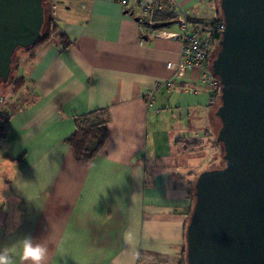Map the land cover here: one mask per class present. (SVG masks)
Here are the masks:
<instances>
[{"label": "crops", "instance_id": "1", "mask_svg": "<svg viewBox=\"0 0 264 264\" xmlns=\"http://www.w3.org/2000/svg\"><path fill=\"white\" fill-rule=\"evenodd\" d=\"M141 1L157 11L170 4ZM137 2L89 0L85 10L62 4L66 49L46 43L32 59L22 56L16 74L24 86L8 89L0 140V254L11 249L15 264H26V236L47 247L46 264L181 262L193 208L188 189L198 174L177 159L213 152L215 105L200 69L181 77L167 69L179 61L180 44L146 37L134 20H142ZM180 7L201 36L208 32L200 24L219 18L217 0H180ZM156 84L163 87L147 109L145 95ZM97 110L107 111L106 144L78 164L65 140L76 117ZM177 143L193 144L192 152Z\"/></svg>", "mask_w": 264, "mask_h": 264}, {"label": "water", "instance_id": "2", "mask_svg": "<svg viewBox=\"0 0 264 264\" xmlns=\"http://www.w3.org/2000/svg\"><path fill=\"white\" fill-rule=\"evenodd\" d=\"M219 9L224 29L211 72L224 165L195 180L186 263L264 264V0H219ZM43 23L42 0H0V83Z\"/></svg>", "mask_w": 264, "mask_h": 264}, {"label": "trees", "instance_id": "3", "mask_svg": "<svg viewBox=\"0 0 264 264\" xmlns=\"http://www.w3.org/2000/svg\"><path fill=\"white\" fill-rule=\"evenodd\" d=\"M46 1L47 0H42V6L44 10V23L41 29L39 40L35 43V45H33L32 47L28 49H18V50H23L22 56H26L27 59H32L34 57V52L39 47L43 46L46 43H57L63 49H66L69 43L68 38L60 30L57 19H53L48 15ZM167 8L164 11L163 10L162 11L153 10L152 13L150 14L151 22H149L148 19H145V20L140 19L138 22L140 24V27L146 31H150V30L159 31V30H167L172 25H176L175 17L167 11ZM163 24H166L167 26L165 28H162L161 25ZM200 25H202L201 28L204 32H208L207 37L213 40L215 42V45L218 46V43L221 38V30L219 27L223 25L221 13L218 19L212 21L209 24H200ZM14 55L12 56V62H13ZM21 59L22 57H20L18 61H16V65H14L13 68H12V62H11V73L8 77L7 82L0 83V86H5L6 88L10 90L12 89L11 90L12 93H16L18 90H20L24 86L23 79L18 78L16 74L19 68ZM211 61L212 60H211V55H210V62ZM218 103H220V97L218 98L216 105ZM8 118H9L8 113L1 114L0 123L3 122V124L6 125ZM107 123H108V118H107L106 110H97L89 114H86L84 116L75 118L74 132L70 137H68L65 140V143L72 148L75 160L78 164L90 163L92 160H94L97 157V155L104 148L107 138H108V131L106 128ZM177 144H181L182 151L186 153L192 152L191 149H192L193 144H187V143H177ZM217 144H219L222 148V145L220 143H217ZM222 156H223V148H222ZM223 165H224V161H223ZM194 183L195 181L190 184L189 189H188V194L191 197L193 204H194ZM180 264H187L186 263V245L181 251Z\"/></svg>", "mask_w": 264, "mask_h": 264}, {"label": "built area", "instance_id": "4", "mask_svg": "<svg viewBox=\"0 0 264 264\" xmlns=\"http://www.w3.org/2000/svg\"><path fill=\"white\" fill-rule=\"evenodd\" d=\"M89 0H47L48 15L57 19L58 10L62 4L72 8L76 4L80 9H86V3ZM170 4L167 11L175 17L176 26L178 31L176 33L169 32L167 30L159 31H146L145 36L149 38H164L175 40L180 44V59L177 63H167V69L172 72L176 77L183 76L186 72L198 68L202 72L203 81L209 86L210 96L208 100L209 106L216 105L218 98L220 97V83L217 77L212 76L210 55L215 42L206 36H201L199 33L192 31L188 15L182 11L180 7V0H169ZM120 4L126 6L128 0H120ZM137 6L142 12V20H150V14L154 10L152 3H143L138 0ZM220 30L224 29V25H221ZM143 33V29L140 30ZM163 87V84H156L154 89L146 93V107L151 109L152 99L157 90ZM5 99L0 96V117L1 114L7 113L5 108ZM6 125L3 122L0 123V139H4Z\"/></svg>", "mask_w": 264, "mask_h": 264}, {"label": "rangeland", "instance_id": "5", "mask_svg": "<svg viewBox=\"0 0 264 264\" xmlns=\"http://www.w3.org/2000/svg\"><path fill=\"white\" fill-rule=\"evenodd\" d=\"M217 8L219 10V2L217 0ZM219 16H220V11H219ZM173 26V25H172ZM171 26V27H172ZM218 51V46L214 45L213 49H212V54H211V60L214 59L216 53ZM23 55V50H17L15 52V55L13 57V62H12V68L14 67V65H16V61H18V59L20 57H22ZM0 96H2L4 99L8 100L10 98V93L8 91V88H6L5 86H0ZM5 100V102H6ZM220 106V103H218L215 107H214V111L216 112L217 108ZM4 108H6V103L4 105ZM219 121L216 118L215 119V124H214V137L212 139V149L213 152H211L210 150H206L207 156H202V155H194V156H183L182 158H178V162L180 161L181 166H190L192 171L195 174H198V176L201 173L207 172V171H211L214 169H219L221 167H223V160H222V148L219 144L216 143V133L218 131L219 128ZM1 140V139H0ZM215 155V160L212 161V163L210 162V160L207 159V162L204 164V159L206 157L210 158L211 154ZM180 159V160H179ZM197 176V177H198Z\"/></svg>", "mask_w": 264, "mask_h": 264}, {"label": "clouds", "instance_id": "6", "mask_svg": "<svg viewBox=\"0 0 264 264\" xmlns=\"http://www.w3.org/2000/svg\"><path fill=\"white\" fill-rule=\"evenodd\" d=\"M0 188V193L5 190ZM5 197L0 194V205H5ZM5 254H0V264H15L12 259L11 249H4ZM47 247L41 243H33L31 236H26L20 243V255L26 264H46Z\"/></svg>", "mask_w": 264, "mask_h": 264}]
</instances>
